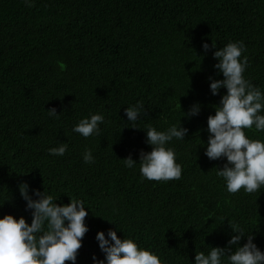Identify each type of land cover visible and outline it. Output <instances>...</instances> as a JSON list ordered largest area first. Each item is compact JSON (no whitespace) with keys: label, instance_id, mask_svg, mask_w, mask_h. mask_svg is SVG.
Here are the masks:
<instances>
[{"label":"trees","instance_id":"trees-1","mask_svg":"<svg viewBox=\"0 0 264 264\" xmlns=\"http://www.w3.org/2000/svg\"><path fill=\"white\" fill-rule=\"evenodd\" d=\"M205 41L217 48L243 41L245 78L264 91V0H33L31 7L0 0V216L31 222L18 190L26 181L30 194L45 189L58 204L79 198L91 208L76 264L104 258L95 236L109 228L162 264H192L196 252L226 246L229 223L264 251V189L229 193L216 175L225 160H209L201 146L226 91L210 92L209 77L222 74ZM137 102L138 127L166 130L181 118L189 129L168 145L182 166L179 180H146L139 162L124 165L151 150L145 130L126 126L124 109ZM195 102L200 114L183 117ZM53 107L58 119L48 115ZM95 113L105 117L98 135L72 131ZM245 133L264 140L254 127ZM61 143L65 154L51 155ZM86 149L94 163L84 162Z\"/></svg>","mask_w":264,"mask_h":264},{"label":"clouds","instance_id":"clouds-1","mask_svg":"<svg viewBox=\"0 0 264 264\" xmlns=\"http://www.w3.org/2000/svg\"><path fill=\"white\" fill-rule=\"evenodd\" d=\"M31 7L33 0H24ZM204 54L211 49L216 63L213 67L222 78L209 77V88L213 96L220 94L221 88L226 91L220 95L215 105V113L207 117V141L201 145L209 160L225 162L223 167H216V175L223 179L229 193H237L241 189L252 194L264 189V140L251 139L245 129L264 132V91L245 78L248 67L247 57L242 58L245 51L243 41H230L217 48L212 41L201 45ZM126 126L138 127V121L144 114V105L137 102L125 109ZM201 111L199 102L193 103L183 117L198 116ZM50 117L59 118L55 107L47 109ZM102 113L90 114L81 118L72 131L88 138L98 135L100 124L104 123ZM145 130V143L151 146L150 151L141 150L139 159L131 155L123 159L127 168L136 167L142 178L151 181L179 180L182 166L176 162V153L169 143L184 140L189 129L179 124H172L166 130H158L148 126ZM67 144L61 143L49 149L54 156H63ZM85 163H94L90 149L83 153ZM20 197L25 201V211L31 213V222L21 215L0 216V264H65L66 261L76 264L78 251L82 247L83 237L89 231L85 218L88 209L79 198H70L68 203H56L58 199L48 194L45 189H32L22 181L18 185ZM232 235L226 246H211L205 254L196 252L192 264H264V251L254 243V235L244 229L230 224ZM242 238L246 242L241 244ZM103 259L92 256V264H162L160 257L150 249L143 248L133 239L121 238L117 231L109 228L107 233L99 230L95 236Z\"/></svg>","mask_w":264,"mask_h":264}]
</instances>
